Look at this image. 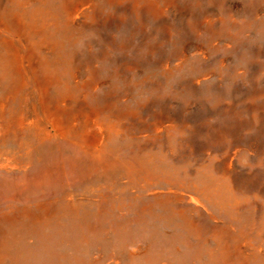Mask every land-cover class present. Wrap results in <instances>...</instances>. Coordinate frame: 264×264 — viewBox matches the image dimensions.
<instances>
[{
    "label": "rangeland",
    "instance_id": "374dc122",
    "mask_svg": "<svg viewBox=\"0 0 264 264\" xmlns=\"http://www.w3.org/2000/svg\"><path fill=\"white\" fill-rule=\"evenodd\" d=\"M137 1L63 0L69 3L63 8L70 7L67 18L83 30L76 48L87 46L74 61L78 72L70 81L76 91L63 94L62 81L46 83L40 71L49 44L28 39L24 22L6 12L12 0H0V55L7 70L0 67V123L7 124L0 132V264H13L14 254L2 251L7 235L14 243L49 247L54 225L66 222L103 235L82 243L76 253L85 255L82 264H129L134 256L143 264H264V218L257 236L252 225L211 215L191 192L171 187L135 160L159 147L167 151L168 136L187 134L182 145L188 144V165L189 157L197 167L214 163L247 197L239 211L264 213V0H151L155 15L145 19L134 10ZM105 51L110 63L96 77L92 66L104 62L89 55L86 63L85 57ZM191 64L203 72L194 76ZM148 65L158 72L145 76ZM167 70L173 71L169 78ZM207 91L219 96L216 104ZM122 103L138 109L118 110ZM44 108L59 113L71 132L62 135L39 120ZM177 158L175 153L171 161L180 165ZM155 195L181 196L176 205L195 207L199 232L184 233L188 237L176 244L178 253L186 251L185 261L151 251L148 227L140 223L147 221L142 207ZM67 196L78 203V215L72 216ZM175 229L181 231L174 225L164 232ZM69 240L63 233L56 241L62 257ZM206 241L209 251L224 249L222 261L189 252Z\"/></svg>",
    "mask_w": 264,
    "mask_h": 264
},
{
    "label": "bare ground",
    "instance_id": "6f19581e",
    "mask_svg": "<svg viewBox=\"0 0 264 264\" xmlns=\"http://www.w3.org/2000/svg\"><path fill=\"white\" fill-rule=\"evenodd\" d=\"M140 1H142V3ZM150 2L151 0H139L134 6V10H138V14H140V12L142 11L144 19L151 16L154 17L155 15V11L151 9L152 2ZM104 4L105 2L99 3L97 8L101 9ZM10 5L11 6L9 7V10H7L6 12L12 13V15L15 17L13 19L15 23L20 24L24 22L25 27H27L28 29L26 35L27 38L35 44H37V42L43 41L49 44L48 46L51 48V54L49 56H45L40 67L41 74H43L44 72L43 75L45 82L49 83L54 79H60L62 83H60L58 87H61L65 90L62 91L63 94L66 91L68 93L75 92L76 86L71 85L70 81L71 76L73 77L74 74L78 72V67L74 66V61H76L77 59H81V56L85 53V49H87V46L82 47V49L78 47L76 48V42L81 38L83 30H80L79 28L77 29L73 22H71L67 18L70 7L63 8V6H69V3L66 4L63 2V0H12ZM30 5H33L32 8L30 7ZM146 14L148 15L147 17L145 16ZM137 19L144 21L142 18ZM35 38L38 40L36 41ZM20 46H22V44ZM15 53L16 51L14 52V55H16L15 62H17V60L21 59V56L18 51L16 54ZM108 53V51H105L102 54L99 53L98 55L89 53L85 57L86 60L84 61L86 63H88L89 55H94L97 58L100 57L101 62H104V65L102 63L100 67L92 66L91 72L94 74V76L100 77L101 73L103 72L105 63L107 65L110 63L108 61V56H106ZM22 54L23 53H21V55ZM3 62H5L4 57L0 55V67L3 68L4 73H7V70L4 69ZM152 70L156 72L157 68L152 67V65H148L147 69L144 71V75H153ZM190 71L194 76H198V73L200 74L203 72L196 69L195 66L192 64L190 66ZM172 73V70H167L166 78H169ZM110 74L113 75H111L113 82H116V84L120 83L116 71H112ZM189 93L191 92L189 91ZM205 93L214 97L215 104L218 102L219 96H216L214 92L207 91ZM186 100H188L187 97L185 98V101ZM116 108H118V110H127L130 113H134L138 109L137 105L132 107L123 103L116 104ZM40 113L42 114L39 116L38 119L43 121H50L54 128L60 134L64 135L66 133L71 132L70 123L64 122L59 117V113L52 112L51 110L46 108L41 110ZM23 115L24 114H22L21 116ZM21 116L18 120L23 119V117ZM6 125V123H0V132L3 131ZM226 134L227 132H224V135ZM186 135L187 134L182 133L180 135L176 134L173 137L168 136L167 142H169V144L167 145V151L159 147L152 151H148V153L140 154L139 157L135 158V160L141 168L147 170L148 172L155 173L156 175L161 177L160 179H166L167 184L171 185V187H174L176 189H186L187 191L191 192L194 201H203L206 205H208L209 208H211V215H216L218 217L219 215H223L228 219L229 222L238 221V223H242L241 226H243L244 224L245 227L250 224L252 225L251 230H256L253 231V233L257 236L259 234L260 236H262V229L260 227H257V225L260 219L262 220L264 218V213L259 214V216H255V213L250 210L239 211L236 206L238 204H243V202L247 200V197H243L241 193L234 189L231 181L224 174H221V172L217 169L214 163L209 162L205 165L202 163L201 165L199 164L200 166L197 167L192 157H189L190 162H192L190 165H188L187 159H184V154H186L185 149H187L188 144L182 145V142L185 140ZM188 139L189 136L186 137L187 142ZM64 140L65 139H63V141ZM78 142L80 141L78 140ZM93 148L95 147L93 146ZM100 151H102V153L104 154L106 153L105 149H102ZM169 151H171L172 153H169ZM175 153L178 157L175 162H178L179 164L181 163L180 165H178L177 163L175 164L173 163V161H171V157ZM122 165L128 170H134V168H132V164ZM12 166L13 165H11V167ZM113 167L117 168L116 165H113ZM192 167L195 169L194 173H191L190 171V168ZM106 194L108 193L106 192ZM155 198L156 199H153L151 203L148 202L147 204H145L144 207H142L143 214L146 217L147 221H142L140 223L148 227L149 235L147 234V237L152 242L153 247L151 251L153 253L155 252V254H159V252L164 253L162 257L170 256L173 257L177 262L185 261L186 259L185 257L183 258V255H185L186 251L184 253H178L179 247L176 250V244L180 240L182 241L184 237H188V235L185 236L184 233L190 234V232H199V222H197V225L196 219L191 213L195 210V207L176 205L174 203L175 200L181 199V196L172 197L168 195L162 197L160 195H155ZM66 204L70 205L71 207H69L72 209L75 208L74 211L78 207V203L72 201V199L70 198L66 200ZM71 214L72 216H74L78 215L79 213L75 211ZM83 215L84 214H82L81 217ZM211 215L208 214V217H211ZM199 216L203 215L199 213ZM77 225L78 223L76 224L74 222L59 223L54 225L55 227L51 234L56 240L55 244L53 243L49 247H46V245L42 244V242H40L41 245L37 243L36 245L32 246L27 245L26 243H14V241L11 240V237H9L10 235H7V237H5V245L2 248V251L4 255H7L6 252H11V254H14L12 255L13 264H82L85 255L82 253L81 256H76V253H81L82 247H84L82 243L88 239L87 242L92 244L91 239H93V242H96L99 241L101 237L103 238V235L100 234L99 229L94 230V233L90 234L88 228H80ZM174 225H176L177 228H180L181 231L178 232L175 229L176 232H174L173 234L164 232V227H173ZM63 233L68 234L70 238L69 241L71 243V247L68 249L67 252L64 253L62 257V255H59V250H61L62 247L57 245L56 241L59 239L60 234ZM167 237L168 239L163 241ZM103 241L106 242L107 239H103ZM210 245L211 244L209 243V241H206L205 245H203L202 247L194 249H192L193 246L190 247L191 250L189 252L200 254L199 257H194L195 259L198 258L200 260L201 257H203L205 254L211 258L216 259L218 262L222 261L223 257L226 256V254L222 252V250L224 249H215L216 247H212V251H209V247L207 246ZM254 254L257 253L254 252ZM139 257L140 256H134L130 261L131 263L129 264H143V258ZM154 258L157 260L160 259L157 255H155ZM199 264L202 263L199 262Z\"/></svg>",
    "mask_w": 264,
    "mask_h": 264
}]
</instances>
